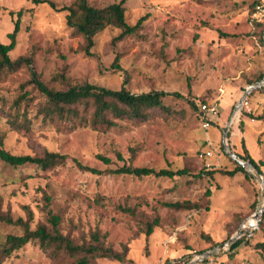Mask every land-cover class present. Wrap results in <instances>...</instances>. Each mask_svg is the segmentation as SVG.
I'll return each instance as SVG.
<instances>
[{
    "label": "rangeland",
    "instance_id": "1",
    "mask_svg": "<svg viewBox=\"0 0 264 264\" xmlns=\"http://www.w3.org/2000/svg\"><path fill=\"white\" fill-rule=\"evenodd\" d=\"M76 1L0 0V41L9 42L7 34L14 28L17 16L10 11L23 9L12 56L31 55L48 86L60 89L67 83L90 82L118 89L125 83L135 93L164 90L181 96L164 98L172 110L169 114L153 110L141 122L124 119L107 131L89 126L60 130L37 116L35 109L25 126L14 129L0 109L5 147L14 154L58 151L101 170L130 163L186 167L192 173L209 169L214 174L140 178L93 174L79 169L72 159L51 170L31 163L13 168L0 161L2 211L27 218L29 207L35 227L44 219L45 189L53 196L54 209L63 213L64 233L83 242L99 229L107 233V243L115 249L127 246L128 257L137 264H165L167 259L173 264H264V252L256 247L264 241V221L250 242L232 251L233 241H229L240 221L256 206L264 207L262 176L256 168H246L248 176L221 172L236 167L228 150L243 154L242 140L252 157L263 162L264 171V119H259L264 116V89L249 98L250 112L230 122L233 103L251 81L264 75V38L251 16L256 0H127L128 22L134 24L146 16L143 25L122 40H114L120 32L115 27L99 32L91 55L82 48L83 36L67 25V11L60 10ZM88 1L102 7L120 0ZM117 56L118 67L114 65ZM29 77L25 65L9 74L0 82V95L10 102ZM203 100L219 102L222 108L212 116L208 130L202 127L199 112ZM226 128L228 146L223 140ZM207 135L216 150L211 157L205 154ZM99 154L110 157L111 163H104ZM175 201H193L199 207L174 210L164 206ZM121 207H130L134 213ZM155 218L160 223L148 236L146 224ZM253 230L240 231L235 240ZM8 233H22V228L0 223V245ZM60 260L30 242L12 256L0 258V264H57ZM97 264L122 263L101 258Z\"/></svg>",
    "mask_w": 264,
    "mask_h": 264
},
{
    "label": "trees",
    "instance_id": "2",
    "mask_svg": "<svg viewBox=\"0 0 264 264\" xmlns=\"http://www.w3.org/2000/svg\"><path fill=\"white\" fill-rule=\"evenodd\" d=\"M34 3L46 2V0H32ZM120 0L112 2L102 7L91 5L88 0H77L74 5L63 6L60 10H66L67 25L76 33L81 34L84 38L82 48L89 55L92 54V47L95 44V36L108 27H115L120 30L114 40L135 34L143 25L146 16L140 17L134 24L128 22L126 18L125 2ZM260 0L253 3L251 16L255 24L260 28L261 38H264V19L254 17L255 5ZM53 5V3H51ZM13 16L16 14L14 28L9 32V42L0 41V82L9 74L14 73L22 66H28L30 77L22 83L19 91L13 100L0 95L1 113L6 117V123L14 129H21L29 120V113L35 109L37 116H42L45 121L52 122L58 129H74L77 127H94L107 131L116 127L124 119H131L133 122L145 120L153 110H161L171 113V107L167 105L164 98L169 95L181 96L178 92L164 90H150L146 92L135 93L130 91L124 83L120 88L114 89L90 82L67 83L64 87L57 89L48 86L41 78L34 67V58L31 55L12 56V51L17 45V36L21 28V18L24 10L10 11ZM118 56L116 57L115 66L118 65ZM264 75H260L256 81L262 80ZM256 81H251L249 85ZM31 86V87H29ZM264 89V86L256 87L247 96L249 98L255 91ZM250 102V101H249ZM196 107L193 101L190 102ZM205 103L203 100L199 105ZM200 112V111H199ZM201 116V113H200ZM202 119V116H201ZM263 120L264 116L259 117ZM213 122L211 117V123ZM5 131L0 132V161L7 166L16 168L28 163L36 164L42 169L51 170L59 165L65 164L69 159L75 165L83 170L93 174H117L133 175L136 177L156 176L167 178H179L186 175H192L195 178H201L204 175L213 176L214 172L201 170L198 173H192L188 168L172 169L170 167L156 168L152 166H135L133 164H123L116 168H107L105 170L88 166L82 163L76 157H70L68 154L58 151L45 150L42 154H14L4 145ZM244 153L237 155L250 161L264 178V171L261 169L263 162H257L249 152L245 141L242 140ZM119 159H123L121 153H117ZM104 163H111V158L105 155H97ZM236 167L232 170L221 169V172L233 176L239 172L248 176L246 169L235 159L232 158ZM44 205V219L32 227L34 213L31 208L26 207L27 218H14L10 212L2 211L0 202V223L13 226H20L22 233H8L0 245V258L12 256L13 253L25 247L30 242H37L40 248L47 251L54 259L61 258L57 264H97L101 258L110 259L122 264H137L134 259L128 257V247L122 250L115 249L107 243V233L96 229L91 232L89 241L78 242L70 234L62 230L63 213L56 211L53 207V196L45 189L42 190ZM206 195H211V190L206 191ZM164 206L174 210H189L198 208L199 205L193 201H175L164 203ZM124 212L134 213L130 207H121ZM249 214L238 224L231 236L238 230L240 225L249 218L255 211ZM264 221V212L257 229L252 234L247 232L240 238L233 241L231 250L233 251L241 243L250 242L256 235ZM159 219L155 218L148 221L145 228V234L151 235L159 225ZM256 247L264 252V241L256 243ZM203 252V251H202ZM205 261H209L208 258ZM165 264H173L167 259Z\"/></svg>",
    "mask_w": 264,
    "mask_h": 264
},
{
    "label": "built area",
    "instance_id": "3",
    "mask_svg": "<svg viewBox=\"0 0 264 264\" xmlns=\"http://www.w3.org/2000/svg\"><path fill=\"white\" fill-rule=\"evenodd\" d=\"M254 17L256 19H264V0H260L255 5V12ZM251 111V104L248 101L247 97L242 101H237L235 105L233 106L232 114H231V122H234L235 119L240 118V116L245 112ZM200 113L202 116V127L205 130H208L211 126V117L219 113V106L217 102H205L201 104ZM206 141L208 144L207 150L205 151V154L207 157H211L216 153V150L214 148V145L210 139V137L207 135ZM207 166L210 167V163H207ZM259 209V208H258ZM258 209L249 217L247 218L240 226V231L245 232L247 229H257L261 220V215L263 212ZM250 220H253L255 222V225H251ZM249 234H252V231H248ZM240 237V236H239ZM238 238V237H237Z\"/></svg>",
    "mask_w": 264,
    "mask_h": 264
},
{
    "label": "water",
    "instance_id": "4",
    "mask_svg": "<svg viewBox=\"0 0 264 264\" xmlns=\"http://www.w3.org/2000/svg\"><path fill=\"white\" fill-rule=\"evenodd\" d=\"M264 84V79L262 81H257L255 82L254 84L250 85L247 90L245 91V93L242 95L240 101L244 100L248 93H250V91L256 87H259V86H262ZM231 122V121H230ZM229 122V124H230ZM227 136H228V129H224V134H223V140H224V144L226 146H228L227 142H226V139H227ZM229 154L231 155V157H233L234 159H236L245 169L246 168H256L250 161H247V160H244L242 158H240L234 151L232 150H228ZM261 176V175H260ZM262 178V181H261V184H262V192H263V195H264V179L263 177ZM259 210L261 212L264 211V207H259L257 213H255L254 215L258 214ZM240 232V228L237 230L235 236L233 235V237L229 240L230 242L234 241L236 236L238 235V233ZM223 245L220 246V248L222 247Z\"/></svg>",
    "mask_w": 264,
    "mask_h": 264
},
{
    "label": "crops",
    "instance_id": "5",
    "mask_svg": "<svg viewBox=\"0 0 264 264\" xmlns=\"http://www.w3.org/2000/svg\"><path fill=\"white\" fill-rule=\"evenodd\" d=\"M240 99H241V98H239L237 101H239ZM237 101H236V102H237ZM236 102H235V103H236ZM235 103H233V105H232V110H233V106L235 105ZM218 106H219V113H218V114H220L222 108H221V105H220L219 102H218ZM227 117H228V116H227ZM227 117H226V118H227ZM226 118H225L224 120H226ZM224 120H223V121H224ZM223 121H222V122H223ZM220 124H221V123H220ZM220 124H219V125H220ZM220 126H221V125H220ZM208 136H209V135H208ZM209 137H210V136H209Z\"/></svg>",
    "mask_w": 264,
    "mask_h": 264
},
{
    "label": "bare ground",
    "instance_id": "6",
    "mask_svg": "<svg viewBox=\"0 0 264 264\" xmlns=\"http://www.w3.org/2000/svg\"><path fill=\"white\" fill-rule=\"evenodd\" d=\"M251 225H255V222L253 220H250Z\"/></svg>",
    "mask_w": 264,
    "mask_h": 264
}]
</instances>
